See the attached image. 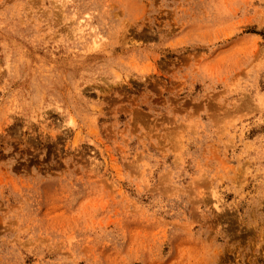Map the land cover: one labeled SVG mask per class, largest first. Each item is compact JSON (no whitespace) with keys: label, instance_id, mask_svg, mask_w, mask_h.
Wrapping results in <instances>:
<instances>
[{"label":"rangeland","instance_id":"374dc122","mask_svg":"<svg viewBox=\"0 0 264 264\" xmlns=\"http://www.w3.org/2000/svg\"><path fill=\"white\" fill-rule=\"evenodd\" d=\"M0 264H264V0H0Z\"/></svg>","mask_w":264,"mask_h":264}]
</instances>
